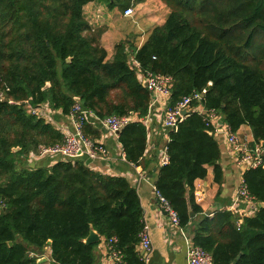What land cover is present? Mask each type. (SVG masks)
<instances>
[{
	"label": "trees",
	"instance_id": "1",
	"mask_svg": "<svg viewBox=\"0 0 264 264\" xmlns=\"http://www.w3.org/2000/svg\"><path fill=\"white\" fill-rule=\"evenodd\" d=\"M141 1L0 0V264H38L45 247L51 264H94L98 243H83L90 230L108 254L117 250L127 264H144L136 250L144 221L135 188L80 159L58 161L51 172L26 165L38 145L63 139L29 107L50 104L68 115L79 104L100 120L127 117L117 141L126 162L144 167L150 95L139 75L160 74L172 79L169 106L205 88L201 104L231 132L246 125L257 143L264 141V0H162L164 22L139 48L119 43L109 58L103 30L87 22L84 7L124 12ZM90 126L83 122L82 132L94 139L100 131ZM213 133L196 112L188 114L169 134L168 163L159 168L155 188L180 227L192 226L194 245L213 264H264V206L242 219L230 211L197 221L189 216L202 214L194 182L207 167L220 183ZM243 184L264 204L263 168L246 170Z\"/></svg>",
	"mask_w": 264,
	"mask_h": 264
},
{
	"label": "crops",
	"instance_id": "2",
	"mask_svg": "<svg viewBox=\"0 0 264 264\" xmlns=\"http://www.w3.org/2000/svg\"><path fill=\"white\" fill-rule=\"evenodd\" d=\"M145 1L146 0H142L140 4L137 5H141ZM116 10V8L109 10L94 3H89L83 9L87 22L93 28L102 27L103 33L100 42L107 51L109 58L114 55L115 48L119 43L129 42L125 47L128 48L129 44H131L139 48L149 35H144L143 37L137 35V40L128 39L129 36L127 37V34L129 32L122 31V26L120 24L118 27L116 25L120 22L121 18L132 17L124 16V12H119V16H115ZM167 12L166 10L162 17L159 16L158 19L155 17V19L158 20L157 22H159V24L156 25H160L164 22ZM143 18L144 17H140L141 21L140 19L132 21L133 25L130 29L132 32L137 33V29L140 26L146 30ZM153 19L154 18L149 20L145 19L147 20L146 24H152ZM132 37H134V35H132ZM139 78L142 82V73H140ZM167 106H169V100L166 101L162 98L158 99L149 109L148 115H146L144 119V125L146 126V148L143 155L144 167L126 162L117 138L101 129L97 120L93 117H88L87 123L91 125L90 127L92 130H99L100 134L98 137L92 139L88 133V138L104 145L108 151V159L103 160L96 158L92 160L87 157L80 158V160L84 161L97 172L124 177L137 191L140 206L143 210V221L144 224L148 226L151 236V248L149 252L142 253L139 244L136 248L144 264H188L186 255L188 249L194 246L192 240V226L189 224L186 227H181L180 230L171 226L167 215L160 209L154 195L155 181L158 170L161 167L160 157L164 147L167 145L169 137L162 126V111L164 107ZM39 115L42 116L47 123L53 125L54 128L60 132L62 137L65 133H70L74 130L69 115L63 114L59 109H53L50 104H46L44 109L39 112ZM213 122L215 126L219 124H221V126L223 125L219 116H217ZM221 126H218L217 131L213 133L220 150V157L218 160L221 172L220 183L214 181L213 167H207L206 176L194 182V200L196 205L202 210V214L197 216L194 215L193 218H195L196 221L205 216L204 212L206 210L214 207L217 210L216 212L230 211L239 219L243 217H252L257 211L258 203L253 200L235 201L236 193L243 181V174L249 168L239 163L237 153H233L230 150L226 141V134L223 131L221 132ZM234 134L240 142H243L249 149L255 147L260 148L261 155L264 159V146L262 145V141L257 143L254 140L248 126H240ZM61 160L62 159L59 157L50 156L34 158V156L29 153L26 165L29 166L30 162H34L35 168L50 169L56 162ZM213 215L214 214L209 217L212 218ZM106 248L104 241L100 238V242L93 249L94 264H109V255ZM39 258L45 259L42 264H51L49 247H45L43 251L38 254V259Z\"/></svg>",
	"mask_w": 264,
	"mask_h": 264
},
{
	"label": "built area",
	"instance_id": "3",
	"mask_svg": "<svg viewBox=\"0 0 264 264\" xmlns=\"http://www.w3.org/2000/svg\"><path fill=\"white\" fill-rule=\"evenodd\" d=\"M132 14V9L130 7L126 8L124 11V16L128 17ZM132 64L136 67L138 66L136 61H132ZM143 78H147L146 89L150 95V101L148 105L149 109L156 103L158 99L169 100L170 96V86L172 84V79L166 75L145 73ZM210 83H208V86ZM206 93V89L203 88L200 92H194L191 95L183 97L173 106L164 107L162 111V126L164 130L168 133V136L172 132H176L179 124L187 116H182L180 114L181 110L185 107H190L192 112H196L205 120L206 126H211L213 132L217 131L218 125L215 126L213 122L217 118L216 113L212 109H206L201 104V99ZM4 99L2 93H0V100ZM46 104L40 107H29L31 115H38L40 111L44 109ZM147 112V115H148ZM72 120L74 130L70 133H65L63 139L60 143L52 146L38 145L36 151L31 153L34 158H40L44 156L59 157L66 161H76L82 157H87L89 159L100 158L103 160L108 159V151L104 145L100 142H96L88 137H86L82 132L83 122H87L88 117H93L88 111L83 109L79 104H74L70 113L68 114ZM101 129L109 132L113 137L118 139V132L121 128L129 122L127 117H107L105 119H97ZM224 125V126H223ZM222 130L226 134V141L233 153H237L239 163L246 165L249 169H255L261 167L264 169V159L261 155V149L255 147L249 149L243 142L237 138V136L231 132L229 127L223 124ZM168 163V156L166 147H164L162 155L160 157V166H164ZM154 195L156 201L165 214L168 220L176 229L180 230L179 220L175 211L171 208L168 201L154 188ZM252 201L249 196L246 186L242 183L236 193L235 201ZM2 203L0 201V208ZM139 246L143 250V253L149 252L151 248V236L147 225H143L142 230L139 234ZM110 242V241H109ZM109 255V264H127L123 259L120 252L117 250L112 251ZM187 263L188 264H213L211 256L205 252L199 246H192L187 252Z\"/></svg>",
	"mask_w": 264,
	"mask_h": 264
},
{
	"label": "rangeland",
	"instance_id": "4",
	"mask_svg": "<svg viewBox=\"0 0 264 264\" xmlns=\"http://www.w3.org/2000/svg\"><path fill=\"white\" fill-rule=\"evenodd\" d=\"M138 4H140V3H138ZM136 5L130 6V8L132 9V14L128 17H132V18H124L123 17L120 19V22L116 25L118 27L120 24L122 26V31L129 32L127 34V37L129 36L128 39H133V40H137L136 39L137 35H140V37H143L144 35H148L154 27L158 26L156 24H159V22H157L158 20H156V19H158L159 16L162 17V15L165 13L166 10L168 11L167 7L165 6V4L162 0H148V1L146 0L143 4L137 5V7H136ZM133 6H135V7H133ZM119 12H121V11L119 9H117L115 16H119L118 15V14H120ZM139 15H140V17H144L143 19H144V23L146 25V30L140 26L137 29V33L132 32L130 30L131 26L133 25L132 21L135 19H137V20L140 19ZM155 17H156V19H155ZM151 18H154L153 19L154 22L152 21V24H146L147 20H145V19L149 20ZM140 21H141V19H140ZM154 25H156V26H154ZM150 27L151 28L153 27V28L151 29ZM96 29H102V27L96 28ZM132 35H134V37H132Z\"/></svg>",
	"mask_w": 264,
	"mask_h": 264
},
{
	"label": "water",
	"instance_id": "5",
	"mask_svg": "<svg viewBox=\"0 0 264 264\" xmlns=\"http://www.w3.org/2000/svg\"><path fill=\"white\" fill-rule=\"evenodd\" d=\"M66 62H69V58L66 59ZM48 85H49V84L46 83L45 86H44V88H43V90L46 89V88L48 87ZM141 85H142L143 88L146 87V85H147V78H142ZM74 101H78V99H77V98H74ZM191 112H192V109H191L190 107H185L184 109L181 110L180 114H181L182 116H186V115L190 114ZM218 126H221V124H219ZM105 131H106V130H105ZM117 134H119V132H118ZM209 135H212V133L209 132ZM262 145L264 146V141H262ZM18 150H19V148H14V149H13V152H17ZM29 167L34 168V167H35L34 162H30ZM244 168H245V166H244ZM48 170H49V172L52 171L51 168L48 169ZM257 206H258V208H261V207L264 206V204H263V203H258ZM216 211H217V210H216L215 207H214V208H209L208 210H206V211L204 212V215H205V216H210V215L214 214ZM189 216H190V218H193V217H194V214H193L192 212H190V213H189ZM99 242H100V236H99L95 231H93V230H90V231H89L87 237H86V238L84 239V241H83V243H84L85 245L96 244V243H99ZM50 244H51V242L48 241V242H47V245L49 246ZM142 253H143V250H142ZM44 261H45L44 258H39V259L37 260V263H38V264H42V262H44Z\"/></svg>",
	"mask_w": 264,
	"mask_h": 264
}]
</instances>
